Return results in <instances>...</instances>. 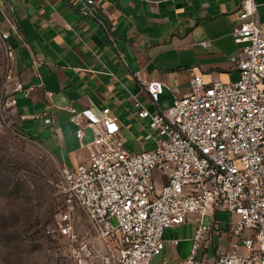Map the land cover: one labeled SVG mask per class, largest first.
<instances>
[{
	"label": "built area",
	"instance_id": "built-area-1",
	"mask_svg": "<svg viewBox=\"0 0 264 264\" xmlns=\"http://www.w3.org/2000/svg\"><path fill=\"white\" fill-rule=\"evenodd\" d=\"M257 5L256 0H240L234 11L232 33L243 42L244 54L235 59L233 80L205 82L190 66L187 92L169 107L155 113L138 109L139 116L148 118L143 137L153 141L151 148L128 150L109 107L96 113L67 106L76 135L89 128L93 137L86 162L62 167L65 200L55 229L75 238L72 213L81 209L102 243L97 252L83 236L78 255L92 258L93 264H151L163 249V229L191 218L195 228L189 254L179 264H264V31ZM9 35L1 30L3 40ZM7 48L12 93L28 95L32 85L15 79L8 42ZM141 81L157 100L161 82ZM9 101L16 104L12 94ZM217 210L230 213L232 238L227 247L215 248L212 258L196 259L205 234L218 227L216 221L205 224L203 216Z\"/></svg>",
	"mask_w": 264,
	"mask_h": 264
},
{
	"label": "crops",
	"instance_id": "crops-1",
	"mask_svg": "<svg viewBox=\"0 0 264 264\" xmlns=\"http://www.w3.org/2000/svg\"><path fill=\"white\" fill-rule=\"evenodd\" d=\"M256 1L264 31V0ZM239 3L0 0V28L10 32L6 41L13 48L15 79L32 85L28 95L21 90L12 93L17 121L67 166L87 161V143L93 137L89 128L81 137L76 135L68 105L96 113L109 107L118 118L124 145L134 140L143 148L140 136L149 130L148 118L139 116L138 109L164 110L187 92L188 67L193 66L205 82L237 76L235 59L244 54L243 42L232 33ZM141 78L161 82L157 100H152ZM48 116L51 121L44 120ZM229 218L228 211L204 214L205 224L216 221L218 227L205 234L196 259H210L215 248L228 246ZM194 228L191 218L165 227L163 249L151 264H179L189 254Z\"/></svg>",
	"mask_w": 264,
	"mask_h": 264
},
{
	"label": "rangeland",
	"instance_id": "rangeland-1",
	"mask_svg": "<svg viewBox=\"0 0 264 264\" xmlns=\"http://www.w3.org/2000/svg\"><path fill=\"white\" fill-rule=\"evenodd\" d=\"M11 56L0 28V264H93L78 255L79 240L89 239L101 252L102 243L81 209L72 213L75 238L56 232V217L64 206L61 172L56 153L24 134L10 104ZM144 149L153 142L140 136ZM125 147L142 149L134 140ZM239 166V161L236 160ZM111 222L116 223L112 216Z\"/></svg>",
	"mask_w": 264,
	"mask_h": 264
},
{
	"label": "trees",
	"instance_id": "trees-1",
	"mask_svg": "<svg viewBox=\"0 0 264 264\" xmlns=\"http://www.w3.org/2000/svg\"><path fill=\"white\" fill-rule=\"evenodd\" d=\"M25 135L31 137V138H35L33 135H31L30 133L26 132V131H23Z\"/></svg>",
	"mask_w": 264,
	"mask_h": 264
}]
</instances>
